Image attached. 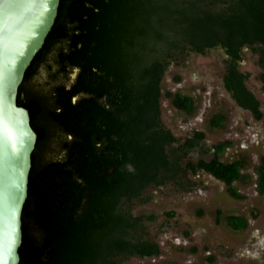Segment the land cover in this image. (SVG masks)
<instances>
[{"label": "trees", "instance_id": "16d2710c", "mask_svg": "<svg viewBox=\"0 0 264 264\" xmlns=\"http://www.w3.org/2000/svg\"><path fill=\"white\" fill-rule=\"evenodd\" d=\"M60 39L67 43L58 53L61 69L78 72L69 86L55 91L59 111L53 120L71 139L64 143L63 160L32 162L18 264H118L129 256L158 254V244L145 235L144 221L152 217L132 214V204L148 200L143 197L147 187L186 171L207 172L226 184L232 198H244L233 182L245 179V159L220 158L231 140L214 143L209 159L181 164L205 134L194 129L182 140L162 124V95L186 114L195 102L181 92L162 93L161 80L179 57L221 48L227 56L224 87L260 119V102L247 88L249 73L239 63L248 46L264 70V0H60L24 78ZM260 79L264 83V71ZM22 89L21 83L17 104L28 110L39 146L46 138L43 126L35 123L40 103L21 100ZM223 121L224 115L216 113L210 125L220 127ZM255 172L257 191L264 194V155ZM224 219L233 230L247 225L241 215Z\"/></svg>", "mask_w": 264, "mask_h": 264}, {"label": "rangeland", "instance_id": "374dc122", "mask_svg": "<svg viewBox=\"0 0 264 264\" xmlns=\"http://www.w3.org/2000/svg\"><path fill=\"white\" fill-rule=\"evenodd\" d=\"M51 55L49 63L53 62ZM226 59L224 51L215 48L204 54L190 52L169 64L161 81L162 93L167 90L188 94L193 97L195 108L186 114L162 95L161 122L182 140L194 129L205 134L197 147L182 156L181 164L198 158L209 159L214 143L231 140L232 145L220 158L222 161L245 159L241 170L245 179L233 182L244 198H232L223 181L200 171H186L161 186L147 187L143 197L148 200L134 201L131 212L152 217L144 221L145 235L158 244L159 253L129 256L118 264H209V256L214 264H264V194L257 191L255 172L264 155V83L260 79L264 70L257 62L258 54L244 46L239 68L249 73L246 86L260 102L262 117L256 119L224 87ZM47 67L45 64L37 72L30 88L46 91ZM216 113L224 115L220 127L210 125ZM50 134L44 142L47 147L42 153L44 160L57 156L58 133L53 129ZM168 212L173 215H167ZM229 214L243 216L246 227L240 230L228 227L224 218Z\"/></svg>", "mask_w": 264, "mask_h": 264}, {"label": "water", "instance_id": "95a60500", "mask_svg": "<svg viewBox=\"0 0 264 264\" xmlns=\"http://www.w3.org/2000/svg\"><path fill=\"white\" fill-rule=\"evenodd\" d=\"M60 0H0V264H18L22 210L37 134L17 104L25 71L42 48Z\"/></svg>", "mask_w": 264, "mask_h": 264}, {"label": "flooded vegetation", "instance_id": "af4514ba", "mask_svg": "<svg viewBox=\"0 0 264 264\" xmlns=\"http://www.w3.org/2000/svg\"><path fill=\"white\" fill-rule=\"evenodd\" d=\"M64 45V46H63ZM67 45L66 41H63V39L57 40L53 43L51 48L43 55L41 60H39L36 63V68L34 71L29 75L28 78H23L22 84L23 89L20 93V99L21 100H30L34 99L40 103V110L39 113L36 115L35 123L37 125H42L45 132H46V138L43 141L41 145H35L34 152H33V158L32 162H35L36 165L41 164H49L55 161L63 160V158L66 155V150L64 148V143L68 139H71V135L65 131L53 120V115L55 112L59 111V108L56 105L55 101V95L56 90L60 86H69L70 83L75 79L78 68L69 67L65 69L64 71L61 69V66L58 62V53L60 50H63ZM52 53V55H51ZM52 56V63H49L48 56ZM48 64L47 67V73H48V81H47V89L46 91H43L45 89H37V88H30V83L33 81V77L37 74V72L45 65ZM43 65V66H42ZM166 70V69H165ZM165 72V71H164ZM164 75V74H163ZM163 78V77H162ZM162 81V80H161ZM79 96H74L72 98L73 102H75ZM104 100V98H102ZM30 116V115H29ZM31 124V122H30ZM33 128V127H32ZM55 131V133H58V145H57V156L56 157H50L49 159L45 158V160L42 158L43 151L47 148L45 146V141L50 137L51 131ZM34 130V129H33ZM35 131V130H34Z\"/></svg>", "mask_w": 264, "mask_h": 264}]
</instances>
